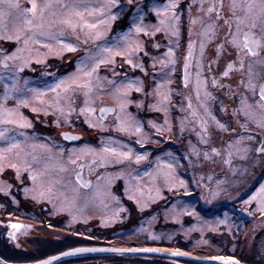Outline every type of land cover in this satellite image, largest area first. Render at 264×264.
Returning a JSON list of instances; mask_svg holds the SVG:
<instances>
[{"label":"rangeland","instance_id":"obj_1","mask_svg":"<svg viewBox=\"0 0 264 264\" xmlns=\"http://www.w3.org/2000/svg\"><path fill=\"white\" fill-rule=\"evenodd\" d=\"M39 2L42 4L44 0ZM79 2L88 7H99L106 0ZM167 2L165 0L158 4L151 0L146 5L147 9H142L136 0H131V3L129 0H117L116 5L110 9V15L116 18L101 25L105 31L102 40H89L85 44L83 35L77 40L70 30H65L60 38L66 43H72L77 49L75 52L64 50L47 37H40L43 43L52 45L51 52L41 44H31V52H24L23 59L6 60V56H11L24 45L22 42L17 44L14 40L0 39V105L15 109L19 101L27 100V106L19 105V112L31 123L30 128L0 125V130L5 127L9 129L7 137H14L21 142L23 150L21 158H17L15 152L10 154L3 171H0V231H4L5 236L0 235V243L14 251L12 256H16L18 261L31 260L30 254H33L36 247L52 249V240L67 239L73 235L86 240L85 245L100 241L108 245L148 243L145 246L150 247H163L164 243L177 241L173 240L176 236H182L183 239H192L191 246L205 247L204 252L199 253L201 256H218L216 254L219 253L225 256L228 253L242 261L252 256L264 259V238L254 239L249 228H242L244 238L241 243L224 241L239 230L236 227L241 220L257 218L260 211L245 210V202H242L241 209L227 205L234 187L222 184L221 179L201 175L200 155L194 148L193 167L189 170L186 157L188 150H179V134L176 147L169 144L172 132L169 130V115L172 106L169 99L161 105V98L156 95L160 83L151 80L153 72L149 67H152L156 59L152 52L148 51L149 67L146 68L142 51L131 56L132 64L125 62L128 58L126 55L115 56L112 62L100 64L93 74V89L88 97H85L83 89L74 88L67 93L61 89L49 90L61 79L75 74L81 59L106 56V53L100 51V45L124 50L126 45L120 38L130 30L132 40L139 43L142 50L143 45L154 47L156 42L143 43V33H136L134 25L140 24L153 34V26L158 25L159 18H151L150 13L156 15L153 9ZM18 3L22 7L31 6L29 0H18ZM125 13L127 17L122 20ZM116 25L122 26L113 29ZM8 27L11 32V21ZM59 28V25L54 26L51 31L57 32ZM169 49L170 45L161 54H167ZM24 60H28V63L25 64ZM160 60L165 61L161 65L166 71L161 76L164 84L161 92L168 96V80L165 77L168 76L169 59L162 55ZM1 61H5L6 66ZM87 63L90 68L92 61ZM134 65H141L143 70ZM146 76L150 80H146ZM129 83L132 87L127 90L125 108L121 111L116 98L117 89L123 90ZM137 87L141 89L139 92L136 91ZM38 92L44 93L39 99ZM86 99L88 105L85 104ZM104 104H112L116 111L101 123L97 109ZM86 106L94 108L95 112L81 113L80 109ZM33 108L38 111L33 112ZM157 108L161 109L160 116L155 115ZM117 114H120L121 119L129 118L141 131L136 132L135 127L131 131H120ZM184 122L182 116L178 125L182 128ZM189 124L187 122V126ZM192 127L195 134L196 130ZM67 133H72L77 139L73 142L65 140L63 136ZM135 141L143 144V148H137ZM153 143L161 146L157 149L146 147ZM41 145L46 147L42 148ZM4 146L6 141L0 140V147ZM106 146L115 147L120 152H130V158L106 155L103 163L99 160L91 163L95 157L80 152L86 148L99 152ZM138 155L144 159L137 162ZM33 156L36 160L32 159ZM71 160H76V163H70ZM8 163L19 165V177L17 169L7 167ZM80 163L86 167L85 174L93 179L88 188L81 187L74 177V171ZM168 165L172 166L171 169ZM30 173L37 176L36 181L30 178ZM168 173L170 175H166ZM181 180L184 181L183 185L179 183ZM173 183L176 185L174 188L171 187ZM41 187L44 190L51 187L52 191L40 197L38 193ZM254 194L248 196L246 201ZM207 199L212 204L219 202L220 205L216 208L207 205ZM257 199L261 198L258 196ZM42 206L47 209L43 210ZM220 221L225 222L221 224ZM11 224L24 227L12 229ZM78 224L84 226L70 229ZM158 259H143L136 255H107L89 259L75 257L68 261L61 260L58 264H178L174 259Z\"/></svg>","mask_w":264,"mask_h":264},{"label":"snow or ice","instance_id":"obj_2","mask_svg":"<svg viewBox=\"0 0 264 264\" xmlns=\"http://www.w3.org/2000/svg\"><path fill=\"white\" fill-rule=\"evenodd\" d=\"M117 0H106L105 3L101 4L99 7H88L79 2V0H44L41 4L39 0H29L30 7H22L18 0H0V39L14 40L17 44L23 43V48H17L11 56H6L5 59L17 60L23 59L24 52H31V44H41L42 47L48 48L49 51H52V45L48 43H43L39 38L47 37L50 40L55 41L59 44L64 50L69 52H75L76 47L68 42L66 43L62 37L65 33V30H70L73 35L76 36V39L79 40L81 35L85 37L84 43H88L89 40L100 41L105 36V31L101 29V25L107 23L108 20H114L115 15H110V9L116 5ZM131 3V0H129ZM195 3V0H193ZM206 0H199L200 6L197 8L198 12H203L205 16H210L211 13H215V20L209 19L208 23L205 24V31H202L200 35L202 37H207L209 33L212 36H215V30L217 27V21L223 20L225 26H227L226 33V43L235 49L236 61L229 62L227 68L222 73V75L227 76L228 72L234 67V63L238 62L240 65V70L243 72L245 64L247 63V80L243 77L241 78L240 84L247 91H251L252 100H248L246 95H243V98L240 101V107L235 110L239 115L245 117L244 124L246 125L248 121H253L257 127L264 130V82L259 83V89L257 92V81H264V71H256L254 66H259L260 69L264 70V0H227V15H222L225 8V0H212L208 4L207 8L204 7ZM177 8L176 0H168L167 3L161 7L154 8L153 11L156 13L158 19V25L153 26V33L160 31H171L172 35L178 34V29L176 27L179 17L175 14V9ZM191 8V5H190ZM171 12V15L169 13ZM47 17V20H46ZM99 17H105V19H100ZM198 17L191 18L190 24H195ZM12 22V30L9 31V22ZM59 25V31L52 32L51 29L54 26ZM234 26V27H233ZM134 31L136 33H143L148 35V30L140 24L134 25ZM190 35H191V29ZM131 30L129 33H125L121 36V40L125 42L124 50H116L112 47H107L100 45V51L106 53L104 57H86L80 60V63L77 67V72L68 78L61 79L55 87L49 89L50 91H56L61 89L65 93L73 91L76 89H83L85 97H88L92 92L93 83L92 78L93 74L96 72L100 64H105L112 62V58L115 56H127L126 63L132 64L133 61L131 56L136 52L142 51V47L139 43H135L131 37ZM257 33H259L257 35ZM204 43L201 42V54H203ZM188 55L184 57L185 59V69L189 67V61L192 55L193 44L190 41ZM218 53L222 46H217ZM20 55H17V54ZM169 60L168 63H173L171 59L172 51L169 49L168 52ZM92 61V66L88 67V61ZM37 62H41L37 60ZM24 63H28V60H24ZM162 64L165 61H161ZM6 66V65H5ZM134 67H141V65H134ZM197 67H200L199 62ZM185 80H187V71L185 73ZM216 84V81L213 80V85ZM132 87V84L129 83L123 90L117 89V100L119 102V107L121 111L125 108L124 97L127 95V90ZM164 86L157 85L156 95L161 98L160 103L163 105L169 99V97L160 91ZM204 88V82L200 80V73L197 72V99H199L200 90ZM139 87L136 88V91H140ZM35 91V90H33ZM7 86H6V98H7ZM44 95L43 92L37 93V99ZM59 95V94H58ZM205 97L210 96L206 90L204 91ZM27 106V100H21L18 103L17 108L9 109L0 105V125H15L18 128H30L31 123L19 112V105ZM56 104H59V99L56 100ZM85 104L88 105L89 101L86 99ZM202 107H205L203 104ZM191 107V104H189ZM63 111V109H59ZM74 110V109H72ZM157 110H161L157 108ZM165 112L166 108L163 109ZM33 112L38 111L37 108L32 109ZM113 109L110 108H101V114L111 112ZM81 113L92 114L95 112V109L86 106L80 109ZM205 112L209 115L208 109L205 107ZM192 116H196V112L191 113ZM101 123L103 122V115L100 117ZM215 120V117H212ZM118 127L120 131H131L135 127L136 132H140L141 129L138 125H133L129 118L121 119L120 114H117ZM203 129V125L206 124V121H200ZM219 124V122H217ZM89 126H95L90 124ZM244 125H242L243 127ZM219 127L222 130H226V126L219 124ZM9 131L8 128L0 130V140L6 141V146L0 147V171H3L5 166V161H7L8 156L15 152L17 158H21V142L16 140L14 137H7L6 133ZM20 135H24L20 133ZM199 135V133H198ZM65 139H77V137H70L65 135ZM238 138V141L239 142ZM249 139H254L252 136H249ZM139 143V141H137ZM202 142L203 137H202ZM264 144V140L261 141ZM35 147V145L33 146ZM41 147H46L41 145ZM231 147V144H229ZM257 152H264V147L257 148ZM82 154H91L95 159L91 163H96L99 160L101 163L104 162L106 155L122 157L123 159L130 158V152H120L115 147L106 146L102 148L99 152L96 149L86 148L81 149ZM213 153H216L215 148L212 149ZM231 155V153H229ZM208 154L205 153V158ZM33 160H36V157H32ZM144 159L143 156H136V161ZM27 163V162H25ZM70 163L75 164L76 160H71ZM7 167L17 169V177H19V165L17 163H8ZM82 168L83 165H80ZM171 169V165L167 166ZM170 175V173L166 174ZM78 179L77 183H82L79 180V173L77 174ZM30 178L33 181H36L37 176L30 173ZM101 179V177H97ZM180 185L184 184V181L181 180ZM84 187H88L86 183L83 184ZM171 187L174 188L176 185L173 183ZM2 190V189H0ZM171 190V188H170ZM51 187H48L46 190L41 187L38 195L44 197L46 193H51ZM215 195V194H214ZM261 198L260 205L258 210L264 215V184L260 186L257 190V193L254 194L248 201L245 203H251L252 200ZM131 198V197H130ZM203 198V197H202ZM187 211V210H184ZM189 215L191 213H188ZM225 221H220L219 223H224ZM12 229H20L24 227L20 224H11ZM75 251H83V249H76ZM68 254V253H65ZM176 255L181 253L177 252ZM55 259V258H53ZM222 261V264H240L238 260L233 261L232 258H223L218 257ZM40 264H50L49 261H42Z\"/></svg>","mask_w":264,"mask_h":264},{"label":"flooded vegetation","instance_id":"obj_3","mask_svg":"<svg viewBox=\"0 0 264 264\" xmlns=\"http://www.w3.org/2000/svg\"><path fill=\"white\" fill-rule=\"evenodd\" d=\"M136 1L141 5L142 9H147L146 5L151 0ZM154 1L158 4L165 2V0ZM211 2L212 0H206L204 7L207 8ZM176 3L177 8L175 9V14L179 17L176 25L178 34L172 35L171 31L167 33L163 30L153 34L148 32V35L141 34L143 43L156 42V45L152 48L150 44L143 45V64L145 68L149 67V60L147 59L148 51L152 52L156 59L153 61L152 67H149L153 72L151 80L153 83H160L159 85L164 86L161 76H164V72L166 71L163 69L160 59L162 55L168 59L169 57L167 55L168 53H161L166 51L167 46L170 45V49L172 46L171 59L174 62L169 63L167 70L168 76L165 77L168 80V97L170 105L172 106L169 115L171 122L169 130L172 132L168 142L170 145L176 147L178 142L177 136L179 134V142H181L179 150L183 151L184 148L188 150L186 157L189 170H192L193 167V148L197 149V154L200 155L201 175L207 178L212 176L221 179L223 180L222 184L233 186V193L230 195L231 198L227 199V205H235L237 209H241L243 207L242 202H245L248 196L254 194L257 188L259 189L264 184V152L256 151L257 148L264 147V144L261 143L264 140V130L257 127L253 121H248L245 125V117L235 112L240 107V101L243 95H246L250 102L253 99L251 91L246 92L240 84L242 77L247 80V63L245 64L243 72L240 70L239 63L236 62L227 76L222 75L229 62L236 61L235 49L225 42L228 31L227 26L224 25L223 20L217 21L215 36L213 37L209 33L207 37H202L200 33L206 30L205 24L208 23L209 19L215 20V13L213 12L210 16H205L203 12H198L197 8L200 6L199 0H195V3H193V0H177ZM227 12V0H225V8L222 15H227ZM126 13L122 20L126 19ZM150 15L151 18L154 17L153 19L157 18L154 13H150ZM169 15H171V12ZM196 17L199 18L197 22L190 24V19ZM190 41L193 44V48L189 67L186 70L184 57L188 55ZM202 41L205 45L203 54H201L200 47ZM218 45L222 46L219 53ZM1 62L6 65L5 61ZM198 62L200 64L199 68L197 67ZM254 68L256 71H264L259 66H254ZM186 71L187 80H185ZM198 71L200 73V80L204 82V88L200 90L199 99H197ZM148 79L147 77L146 80ZM213 80L216 81L215 85H213ZM261 82L264 81H257V92L259 83ZM205 90L210 93V96L205 97ZM189 104H191V107H189ZM202 104L208 109V113L211 115L205 112V107H202ZM115 111L108 114L103 120H106ZM193 111L197 114L195 117L191 115ZM154 112L156 116L161 115V110H155ZM182 116L185 122L181 128L178 124ZM213 116L215 120L212 119ZM201 120L206 121L203 129L200 123ZM187 122L190 123L189 126H187ZM217 122L225 125L226 130H222ZM192 125L196 130L195 134L193 133ZM242 125L244 126L242 127ZM67 134L73 136L72 133ZM64 136L63 138L65 139ZM249 136H252L254 139L250 140ZM202 137L203 141L206 142H202ZM238 138H240L239 142H237ZM65 140L75 141V139ZM135 143L137 148H143L142 146H144L143 144L140 145L137 141ZM229 144H231V147H229ZM149 146L157 149L161 145L159 143H153L146 147ZM213 148L217 150L216 153L212 152ZM205 153L208 154L207 158H205ZM80 165H83V167L81 168ZM85 168L84 164L80 163L74 171V177L77 181L76 173L81 170L84 179L90 181V185L88 186L90 187L93 179L85 174ZM78 184L83 188H88L84 187L81 183ZM260 200L256 199L251 201L248 208L246 204L244 209L253 212L257 211ZM209 201L210 199H207L205 203L207 205H213L214 207L220 205L219 202L212 204ZM201 202L204 204V201ZM236 228H239L240 232L242 228H249L254 239L264 238V215L259 212L257 218L241 220ZM142 257L143 259L153 258ZM235 259L240 261L237 258Z\"/></svg>","mask_w":264,"mask_h":264},{"label":"water","instance_id":"obj_4","mask_svg":"<svg viewBox=\"0 0 264 264\" xmlns=\"http://www.w3.org/2000/svg\"><path fill=\"white\" fill-rule=\"evenodd\" d=\"M101 108H110L113 109L111 112L101 114ZM115 108L113 105L104 104L98 107V115L101 117L103 115V119L110 113H113ZM67 136L73 137L70 134H66ZM65 137V136H64ZM73 140V139H70ZM79 173V180L82 182L83 185L86 183L88 186L90 185V181L84 179L82 175V171L76 173V178L78 179L77 174ZM76 249H83V251H75ZM181 253L180 255H176L175 253ZM68 253V254H65ZM105 255H140L144 257H161L167 259H174L180 261H187V262H205V263H216L222 264L218 257L223 258H232L233 261L236 259L230 256H200L195 255L186 251H181L178 249L173 248H166V247H150V246H134V247H127V246H115V245H78L66 248L60 252L48 255L46 257L27 261V262H19L13 263L8 262L0 257V264H40L42 261H49L50 264H55L58 261H61L66 258L72 257H86V256H105ZM55 258V259H53ZM240 262V261H239ZM240 264H244L240 262Z\"/></svg>","mask_w":264,"mask_h":264},{"label":"trees","instance_id":"obj_5","mask_svg":"<svg viewBox=\"0 0 264 264\" xmlns=\"http://www.w3.org/2000/svg\"><path fill=\"white\" fill-rule=\"evenodd\" d=\"M121 26L122 25H116L113 29H116V28L121 27ZM23 111H25L26 113L28 112L26 109H23ZM42 208L44 210L45 206H42ZM83 226L84 225L78 224L76 226H71V227H74V228H70V229H75L77 227L80 228V227H83ZM64 230H66L67 232L69 231L68 228H66ZM241 230H243V229H241ZM74 234H76V233H74ZM233 234H234L233 237L229 236L224 241H230L232 243H234V242H236V243L240 242L241 243L242 239L244 238L243 234H241V232L239 230L235 231V233H233ZM0 235L5 237L4 236V231L1 230L0 231ZM77 236L78 235H73L72 237H68L67 239H62V240L59 239V240H55V241L52 240V242H50L51 247L53 245L52 249L51 248L50 249H44V248H41V247H36V249L34 250L33 254H30L29 252L28 253L26 252V254H30L31 255L32 259L31 260L30 259L29 260H25V262L33 261V260H37V259L46 257L48 255L60 252V251L66 249V248H69V247L78 246V245H85L86 240L85 241L80 240ZM173 240H177V241H173L174 243H164L163 247L178 249V250H181V251H186V252H189V253H192V254H195V255H200V256L202 254H199V253L204 252V250H205L204 249L205 247H203V246H191L192 239H183L182 236L181 237L180 236H176ZM88 244L89 245H108V244H104V243H102L100 241L99 242H92V243L90 242ZM111 245L134 247V246H145V245H148V243L141 244V245H135V244H129V245L111 244ZM12 252L14 254V251H10L8 248L4 247V245L2 243H0V257L2 259L6 260L8 262H13V263L23 262V261H18L17 260L18 258L16 256H12ZM216 255L219 256V255H223V254L219 253V254H216ZM224 255L225 256H230L228 253H226ZM105 256H107V255H105ZM136 256H140V255H136ZM92 257H102V256H86V257H77V258L78 259H89V258H92ZM155 258H159L158 260L167 259V258H164V259L162 258L161 259V257H153V259H155ZM70 259H75V257L74 258H66V259H63L62 261H68ZM169 260H171V259H169ZM239 260L242 261L241 259H239ZM246 260L247 261H242V262H244L246 264H264V259L258 258V257H255V256H252L251 258L246 259ZM60 262L61 261H58L55 264H58ZM172 262H173V260H172ZM175 263H178V264H216V263H205V262H187V261H180V260H176Z\"/></svg>","mask_w":264,"mask_h":264},{"label":"bare ground","instance_id":"obj_6","mask_svg":"<svg viewBox=\"0 0 264 264\" xmlns=\"http://www.w3.org/2000/svg\"><path fill=\"white\" fill-rule=\"evenodd\" d=\"M121 256H123V255H121Z\"/></svg>","mask_w":264,"mask_h":264}]
</instances>
